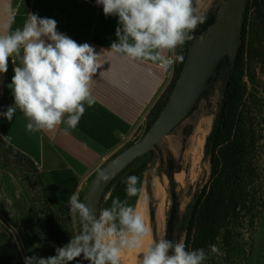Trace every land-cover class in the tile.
I'll return each instance as SVG.
<instances>
[{
    "label": "clouds",
    "instance_id": "1",
    "mask_svg": "<svg viewBox=\"0 0 264 264\" xmlns=\"http://www.w3.org/2000/svg\"><path fill=\"white\" fill-rule=\"evenodd\" d=\"M103 6L105 17H118L117 41L110 50L132 61L157 64L171 74L175 63L184 61L176 49L195 39V31L207 20V12L196 7L194 0H96ZM0 34V76L8 71L9 60L16 65L7 87L14 103L0 112L12 121L17 110L28 120V131H51L66 125V133L75 129L86 107H92L93 77L100 65L98 54L88 43L79 44L57 29V21L31 14L22 28ZM167 53V54H166ZM99 178L110 177L99 169ZM127 197H135L143 189L140 178L130 175L124 181ZM69 212L78 218L81 234L58 247L56 255L42 258L26 256L24 264H71L83 258L88 264H121L123 251L144 248L150 229L144 218L129 206L127 199L116 198L110 208L94 210L81 202L77 194L69 201ZM213 253L218 252L211 245ZM204 249L188 250L183 240L166 238L153 241L144 249L138 264H204Z\"/></svg>",
    "mask_w": 264,
    "mask_h": 264
},
{
    "label": "rangeland",
    "instance_id": "2",
    "mask_svg": "<svg viewBox=\"0 0 264 264\" xmlns=\"http://www.w3.org/2000/svg\"><path fill=\"white\" fill-rule=\"evenodd\" d=\"M195 4L199 10L205 5L204 3L203 6L199 5L198 0H195ZM246 16L242 42L244 53L241 56L244 62L243 81L246 87L243 100L245 106L243 136L247 137L252 152L248 160L243 161V170L247 176L239 185L245 191V198L239 201L236 207H231L228 221H223L218 229L220 235H217L213 243L218 252H212L214 259L210 257L212 259L210 264H264V15L258 12L255 0L249 2ZM182 50L183 46L177 48L175 54L182 55ZM179 63L174 65L175 72ZM167 94L168 91L161 97L149 115L147 123L155 116ZM205 115L211 116L212 119L209 134L214 122V112L202 113L201 109L195 117L198 122L201 116ZM146 127L141 129L137 139L145 133ZM106 162L107 160L98 169ZM223 165V160L214 163L211 155L205 157V144L196 160L192 154L184 152L179 166L186 171V177L177 181L179 195L184 205L188 207L195 201L197 193L210 183L214 169L220 173ZM39 170L35 163L0 145V211L19 230L28 255L47 258L56 255L58 247L68 244L71 239L80 235L82 226L79 219L70 214L69 204L60 203L51 197ZM163 173H166L163 157L156 154L153 161L148 164L138 187L147 188V193L151 196L154 189L164 186V179L161 178ZM93 177L94 175L90 182ZM160 180L163 184L157 187L156 183ZM125 188L126 184L121 183L117 186L115 184L103 199L101 209L110 208L116 198L121 201L127 199L128 205L135 208L141 193L129 198ZM166 189L162 215L158 221L155 218L151 219L152 242L165 238L171 209L169 182ZM84 194L79 197L81 202ZM154 207L158 208V204L156 205L152 198L151 208ZM187 239L186 232L182 240L186 243ZM195 240L194 232L191 243L194 244ZM144 249L123 251L121 264H138ZM0 264H24L14 235L1 221ZM71 264H88V261L81 257Z\"/></svg>",
    "mask_w": 264,
    "mask_h": 264
},
{
    "label": "crops",
    "instance_id": "3",
    "mask_svg": "<svg viewBox=\"0 0 264 264\" xmlns=\"http://www.w3.org/2000/svg\"><path fill=\"white\" fill-rule=\"evenodd\" d=\"M31 14L55 19L59 32L79 44H90L98 54L100 69L90 86L96 103L85 105L75 129L66 133L61 124L51 131H28L21 111L11 122L0 116L2 138L39 164L52 198L69 204L73 194L80 197L86 192L103 162L137 139L176 72L174 67L168 74L152 62L113 54L118 17H105L96 0H0V34L9 30V24L10 30L22 28ZM15 66L9 60L7 73L0 76V112L14 103L7 85Z\"/></svg>",
    "mask_w": 264,
    "mask_h": 264
},
{
    "label": "water",
    "instance_id": "4",
    "mask_svg": "<svg viewBox=\"0 0 264 264\" xmlns=\"http://www.w3.org/2000/svg\"><path fill=\"white\" fill-rule=\"evenodd\" d=\"M264 10V0H260ZM249 0H208L200 11L207 12L206 22L195 31L189 41L183 68L162 109L147 131L137 140L112 156L99 170L110 179L99 178L98 171L91 180L83 198L96 218L109 185L138 157L148 154L150 164L156 154L165 156L170 185L171 209L167 220L165 238L179 241L182 224L188 207L182 202L177 182V172L187 138L192 133L197 117L215 111L225 101L229 83L244 39L246 13ZM184 127L185 139L181 143L178 128ZM160 180L156 186H161ZM0 221L14 235L23 259L28 255L19 230L0 211Z\"/></svg>",
    "mask_w": 264,
    "mask_h": 264
},
{
    "label": "trees",
    "instance_id": "5",
    "mask_svg": "<svg viewBox=\"0 0 264 264\" xmlns=\"http://www.w3.org/2000/svg\"><path fill=\"white\" fill-rule=\"evenodd\" d=\"M249 2H252V0H249ZM255 2L258 12L264 15L260 0H255ZM188 43L186 42L183 45L182 55L184 56V61L179 63L171 88L159 105L155 116L149 121L145 132L156 119L174 88L187 56ZM243 53L244 48L241 47L225 101L221 107L213 111L214 122L205 143V157L211 155L214 163L223 160V169L220 173H217V170L214 169L210 183L202 187L197 193L195 201L189 204L179 237V241L182 240L184 233L187 232L186 248L188 250L204 249L208 256L204 264L211 263L212 259L210 257L213 258V253L210 246L213 245L217 235H220L218 229L222 226V222L228 221L231 207H236L239 201H243L245 198V191L239 185L242 184V181L247 176L246 171L243 170V161L248 160L252 147L247 137L243 136L245 134L243 112L245 106H243V100L246 92L243 81L244 62L243 57H241ZM0 145L34 163L26 154L5 141L1 135ZM148 159V154L138 157L125 171L114 179L107 188L103 199L115 184L116 186L121 183L125 184L124 181L128 176L137 174L141 179L148 167ZM194 232L196 240L193 244L191 243V236Z\"/></svg>",
    "mask_w": 264,
    "mask_h": 264
},
{
    "label": "bare ground",
    "instance_id": "6",
    "mask_svg": "<svg viewBox=\"0 0 264 264\" xmlns=\"http://www.w3.org/2000/svg\"><path fill=\"white\" fill-rule=\"evenodd\" d=\"M207 1L208 0H198V3L199 5L203 6V3L206 4ZM211 122V116H201L199 121L196 123L194 130L187 138L184 152L192 154L194 160H196L198 155L201 153L209 132ZM177 132L180 142L182 143L185 139L184 127L180 126ZM162 157L165 165V156ZM176 177L177 181H181L186 177V171L180 166L178 167ZM161 178L164 179V186L154 189L151 196L148 195L147 188H143V191L141 192L138 199V203L135 207V210L144 218L145 223L150 229V234L145 237L144 240V248H147V246L152 243L153 235L151 233V219L155 218V220L158 221L163 211L164 197L167 190L166 188L168 187V178L166 173H163ZM152 198L155 200L156 205L158 204V208H151Z\"/></svg>",
    "mask_w": 264,
    "mask_h": 264
},
{
    "label": "built area",
    "instance_id": "7",
    "mask_svg": "<svg viewBox=\"0 0 264 264\" xmlns=\"http://www.w3.org/2000/svg\"><path fill=\"white\" fill-rule=\"evenodd\" d=\"M36 165H37L38 168H40V166H39V164L37 162H36Z\"/></svg>",
    "mask_w": 264,
    "mask_h": 264
}]
</instances>
